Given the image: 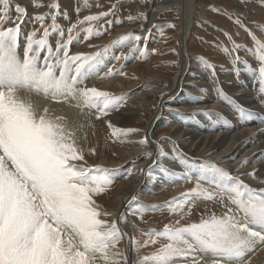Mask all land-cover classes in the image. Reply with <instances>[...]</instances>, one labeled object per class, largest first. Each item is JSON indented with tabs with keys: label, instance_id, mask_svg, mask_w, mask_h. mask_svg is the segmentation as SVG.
Returning a JSON list of instances; mask_svg holds the SVG:
<instances>
[{
	"label": "snow or ice",
	"instance_id": "1",
	"mask_svg": "<svg viewBox=\"0 0 264 264\" xmlns=\"http://www.w3.org/2000/svg\"><path fill=\"white\" fill-rule=\"evenodd\" d=\"M248 4L249 0H237L236 8L209 7L232 20L252 40L250 49L237 43L231 32L222 30L230 46L223 43L216 46L230 58L233 74H239L242 65L243 70L251 71L258 79L260 103L264 104V39L261 38L264 27L257 26L254 31L244 22L243 10ZM43 6L41 2L32 4L33 8ZM46 6L47 12L31 17L34 27L25 33L22 25L28 16L27 8L16 4L15 0H0V264H121V261L130 264V258L116 247L127 234L118 227L117 220L101 218L110 217L112 213L102 211L96 202V198L112 186L120 167L87 166L75 131L70 130L61 117L50 115L47 107L38 109L31 97L21 95L19 90L74 102L86 119H100L121 106L128 93L116 95L95 86L88 87L85 81L107 67L105 61L115 47L131 44L129 53L139 52L146 57L148 50L141 48L140 42L147 37L128 32L108 44L95 46L97 51L72 54L70 46L79 39L81 32L88 40L107 32L114 22H122L118 18L108 19L115 16L118 4L112 3L106 11L82 18L79 17L81 8L77 7L78 19L66 30L58 23V18L68 19V13L61 11L58 0H50ZM49 19L50 24L47 23ZM135 19H147V14L139 12L136 16H127L129 21ZM101 20L103 25L97 26ZM10 23L13 26H7ZM54 35L58 38L53 44L51 37ZM242 50L253 54L258 61L257 68H252L249 61L239 55ZM129 53L121 52L111 59L127 60ZM195 59L211 70L218 98L228 102L240 119L252 117L251 109L238 103L219 86L217 65L204 56L198 55ZM220 67L223 69V65ZM114 73L126 75L122 70L108 67L104 76ZM198 113L210 116L213 110L196 109L187 114V118ZM216 115L219 118L222 113ZM108 127L113 138L139 131L118 128L110 121ZM160 139L173 144L170 153L158 142L155 153L142 155L149 158L155 155V164L165 155L174 153L179 163L184 164L187 158L178 145L170 137ZM138 142L145 146L149 143L146 135ZM90 151L95 153V149ZM248 162V157L243 158L236 170ZM138 171L150 175L151 165ZM131 174V171L127 173ZM169 174L184 179L196 176L195 186L164 204L142 205L135 196L128 201L129 205H138L133 215L141 218L146 210L164 207L179 216L160 230L140 229L145 239L131 237L137 252L149 246L154 249L138 257L134 264H250L245 257L258 245H264V187H253L242 176L256 179L258 170L254 168L237 176L219 167L218 162L204 161L197 169L181 173L169 169ZM261 183L264 184V180ZM199 199L218 200L225 210L219 215L215 212L202 214L198 221L182 224L181 220L191 214L193 202ZM119 220L127 222V217L122 213ZM162 240L165 242L161 243Z\"/></svg>",
	"mask_w": 264,
	"mask_h": 264
},
{
	"label": "rangeland",
	"instance_id": "2",
	"mask_svg": "<svg viewBox=\"0 0 264 264\" xmlns=\"http://www.w3.org/2000/svg\"><path fill=\"white\" fill-rule=\"evenodd\" d=\"M195 1H196V7H195L196 9L193 17V24L191 26L189 38L187 41L188 49H189L188 55L193 61L191 69L189 70V73L193 71L190 74V76L193 75L197 78L201 75L202 73L201 70L203 69L205 70V67L197 59H195V57L198 55L204 56L211 63L217 65L216 68L217 75L218 74L219 76L221 74L223 75L226 72L225 69L226 70L228 69V64L230 61L228 55H226L223 51L220 50L219 47L216 46L219 43L229 45L227 38L223 35V31L231 32L233 34V38L236 40L237 43H243L245 45H248L252 42V40L248 37L247 33L243 29H240L237 26H235L232 20H230L224 15H220L211 11L209 6L215 5L220 7L236 8L238 7L237 0H195ZM34 2H41L45 6L40 8H33L32 4ZM49 2L50 0H15L16 4H20L22 7H26L28 11V16L22 25L23 32L27 33L33 29L34 22L32 21L31 17L36 13L47 12L49 9L47 8L46 5ZM58 2L60 4L61 11L62 12L66 11L68 13V19L63 18V16L58 18V23L62 27H64L65 30L67 29V27L70 26V23H74L78 19V14L76 12L77 7L81 8L79 17L82 18L83 16L89 15L90 13L106 11L111 6L112 3L118 4L115 16L109 17L108 19H112L115 21L118 18L119 21L122 22L121 23L114 22L108 28L107 32L103 33L98 37L90 38L88 40H85L83 38L84 34L83 32H81L79 39L75 40L70 46L71 49L70 52L72 54H75L78 52L89 53V52L97 51L98 48L95 46L108 44L110 41L114 40L117 36L121 34L134 32L132 29L140 25L144 20L135 19L133 21H129L127 20V16L130 14L136 16L139 12L148 9L150 0H58ZM159 2L160 0H157L156 3ZM85 5H87V10H85ZM243 11L246 17L244 22L248 25L249 28L255 31L257 26L264 27V2H262V0H249L248 6L244 8ZM12 16H13V20H15L16 13L14 10V6L12 8ZM156 21L157 23H161L160 26H164V27L162 28L157 27V29L154 28L153 31L151 30L150 33H147L149 36L147 34L143 35L147 37V40L146 41L142 40L140 42V47L141 48L146 47L148 50V55L146 57L141 56L139 52L129 53V49L132 47L131 44L127 45L126 47H115L110 50L109 58L105 61L107 67H102L99 71V75L96 76L93 75L87 81H85V84L88 87L95 86L101 90H106L116 95H119L121 93H128L126 101L124 102L125 104L122 103V105L119 106L120 108L118 107V109L124 108L125 111L127 112H132V113L136 112V115L134 116L133 119H124L125 120L124 123L122 121L123 124L122 123L115 124L113 122L112 117L114 113L117 112L118 110L114 109L109 111L106 116H103L100 119H94L93 122L87 126L83 138V142H85V146H83L84 147L83 150H84V156L87 166L102 165L104 167L114 168L115 166L110 163L112 161H120V159L123 158L121 156L122 152L125 153V150L127 152L128 150L131 149L132 145L130 143V140L132 139V137H135L139 133V131L144 130L147 127L148 123L155 115L159 102L162 99V96L158 94L154 95L152 98H148V99L144 98L146 97V94H148L150 89L160 87V86L158 87L157 85H152L149 82L150 79L157 81L161 80L164 83V85L167 83L168 86L172 85L175 88V85L173 84V76L178 73V67L181 61L178 54L179 49L177 42V38H178L177 22L179 21V15L174 10L172 11L169 10L167 12L161 13L159 17L156 19ZM253 21H255L256 23L253 24L252 23ZM47 23L50 24L51 20L49 19ZM103 23L104 21L101 20L98 22L97 26L103 25ZM169 24H173L175 25V27H167V25ZM7 26H13V24L10 23ZM35 27H39V25L35 24ZM241 34L243 35V38H241ZM57 38L58 37L55 35L52 37L51 41L53 44L55 43V40ZM261 38L264 39V37ZM90 45H92L93 47H90ZM172 49H175V52H173ZM121 52L129 53V58L127 60H120V61H116V60L113 61V59H111L113 54L119 55ZM239 55L244 60L248 61V55L246 54L245 51L243 50L240 51ZM249 63L251 67L254 68L253 63L251 62ZM221 65H223V69H221L220 67ZM108 67H114L115 69L122 70L126 75H119L114 73L110 77H105L104 74L107 72ZM240 67L243 69L242 65ZM186 71L187 68L185 70V73ZM243 72L245 77H240V75L238 74L239 78H237V80L236 79L232 80L230 77L234 78L235 75H232L230 73L231 74L230 77H222L221 75V77H219L220 79L219 81L221 83L222 82L224 83V84L222 83L223 86L222 85L221 86L224 89V91L227 92L228 95L230 96L235 94L238 95V93L244 94V90L246 92L248 90L249 94L253 92V94H251L253 96L250 97L248 96L247 98L254 100L255 99L254 90L255 89L257 90L258 88L256 86V81L258 79L255 78L253 73L249 70H243ZM197 79L198 80L196 81L205 83L206 80H210L213 78L211 73H207L206 75L205 74L203 75L202 78L203 80L202 79L200 80L199 78ZM232 81L235 83H233ZM116 82L122 84V86L118 85L119 86L118 87L117 84H115ZM185 83H187V81H184L183 89L186 90L187 87ZM241 84H245V86H239L241 87L239 89L236 88V86ZM231 88H235L236 90L234 89L230 93L228 89L231 90ZM180 89L182 90V87H180ZM212 90L213 89H211L207 94L208 99L209 98L211 99V97L213 99L218 97L216 91L215 90L212 91ZM189 94L191 93L189 92ZM43 97L44 99L47 98V96L45 95H43ZM169 98L171 99V101H173L172 96ZM203 98L205 97H200L198 100H196V102H194L195 100L193 101L192 98L191 103L187 102V99L183 100L185 104L184 106L176 103L173 105H168L171 111H169L168 114H164L165 119L163 121L161 120V123H159L158 128L155 130L154 133L155 137H153L152 139L154 144L157 145V142H159V144L166 150V152L170 153L168 147H170L171 145L168 144L169 142L166 140L162 141L160 139L162 136H167V137L169 136L172 139L174 136H176L180 141L182 139L181 137L183 136V133L194 132L195 138L192 140L191 143H187V145H190V148L194 151L195 146L199 144L200 140H203V144L198 147L197 151L198 150L199 151L197 152L195 150L194 151L195 154L191 155L190 157L186 156L187 155L186 153H183V155L188 158L186 159L185 163H187L188 160H191V163L196 166H200L203 163L202 161L205 158L202 155L201 150L204 148V146H206V144H208L209 140L212 141L213 136H215L213 138V143H214L217 141L219 136L230 135V138L227 140L228 141L227 145L226 146L224 145L223 147V149L226 148L227 150L228 147L232 148L236 145L237 136L244 138L243 134L246 130L245 127L235 123L231 119V115L232 116L234 115V110L228 102L221 101L219 99L220 100L219 105L213 104L214 106L211 107L208 105V103H206V101ZM163 101H166V99ZM243 101H244V106H247L249 104V102H247L246 100L243 99ZM237 102L240 103L239 100ZM249 106H253V105H249ZM78 108L79 107H77V109L75 110L78 116L83 115L85 117V115L81 112V109ZM196 109H210L213 110V114L210 116H205L203 113H198L195 117L187 118V114L192 113ZM85 112H87V110H85ZM177 113H183L185 115L178 116ZM216 113H222V116L218 118ZM175 116H177L178 122H180L181 119L183 118L184 121H189L186 123L189 125L181 127L182 131L181 130L177 131L179 134L177 133L176 135H173V131L174 129H176V126L178 125V123L175 124V119H176ZM109 121L118 128L121 129L134 128V129H139V131L135 133H129L126 136L121 135L118 138H113L111 136L112 130L108 127ZM249 121L251 123V126H253L254 125L253 120L249 118ZM200 124L201 127L199 128ZM238 126H240V128ZM253 131H256V129L252 130V132ZM194 140L196 143L194 142ZM263 141H264V137H261L260 139L253 138L250 141L248 147H245L243 150L239 151L238 152L239 155L229 162V164L231 165L227 163L228 164L227 169H230L231 167H233L234 169L237 168L239 162L243 158L247 157L246 154L253 153V155H255L256 149H258L259 145H261ZM78 144L80 145V143ZM91 149H95L94 154L90 151ZM223 149L219 151L217 150L215 151L216 153H218L217 157L225 153ZM217 157H213L212 159L210 158L208 159L206 158V159L207 161L209 160L215 161ZM261 157L264 159V153H262L261 156H259L258 159L255 160L254 162H251L249 165L247 164L245 167L241 168L242 171L241 169L239 171L237 170H235V172L233 171L232 175H237L239 173L237 176H240L244 171L245 173H247L249 170H250L249 172H251L252 169L256 168L258 164L262 162L261 160L263 159H260ZM166 160H169V163L172 162L174 163L172 154L171 155L168 154L162 157L158 162L163 163L162 164L163 171L160 170L159 166L156 169L157 172H159V175L161 176H163L164 173H166L168 167L171 165L169 163H166L167 162ZM85 161H77L76 163H84ZM179 164L182 165L181 163ZM251 164H253L254 166ZM116 167H120L121 171L119 172V174H117V177L114 180L112 186L105 193L100 194L96 198V202L98 205H100L102 211H108L112 213V216L110 217H101L102 219H108L109 221L115 220V213H113V210L115 208V203H114L115 196L130 197L129 201L133 196H135L137 201L142 205L164 204L165 202L171 200L173 197H179L181 193L187 192V189L189 190L192 187H194L196 182L195 178L185 179V180L183 179L177 181V183H175L174 185H167L165 188H162L161 190L158 189L156 191L155 189L156 192L154 191L155 192L154 194H150L148 190H144L145 193L141 194L139 192L140 196H138V193H133V190L130 189L129 186L123 184L124 181H127L126 179L128 180L131 179V175H129L130 177L127 175L129 171L124 170L125 165L124 167L123 165H119ZM242 178L246 181L247 176H242ZM247 180H250L249 181L250 184L256 182V180L254 179L251 180L250 177H248ZM186 184H187V188L184 191L183 186ZM216 201L212 202L202 199L196 200L195 202H193L194 207L191 214L187 216L185 219L181 220V223L185 224L190 222H196L200 219L202 214L207 215L211 212H215L217 215H219L224 211V208L221 207L218 200ZM137 206L138 205L136 203H133L131 205H128L127 203V205L125 206L126 208L124 210L125 211L124 215L127 217V222H123L120 220L118 222V227L124 233L129 234L130 238L127 237L128 239L126 240V242H124V237H123L118 242L116 247L119 251L124 252L125 251L124 244L127 243L126 245L127 250L126 253L125 252L124 253L127 256L128 255L130 256L128 257L131 258L130 262L132 261L133 262L132 264H134V262L138 259V257L146 255L151 251H153L154 249L153 246H149L142 248L139 250V252H137L133 248L131 237H135L141 240L145 239L146 237H144L141 234L140 229L155 228L160 230L163 228L165 224L172 223L176 219H179V216L177 214L170 213L167 207L160 208L158 210H151V209L146 210L143 212V216L141 218L140 215H133V211ZM163 242L165 241L162 240L161 243ZM158 246L159 244L156 245L155 247ZM127 252L129 254H127ZM121 264H123L122 261Z\"/></svg>",
	"mask_w": 264,
	"mask_h": 264
},
{
	"label": "bare ground",
	"instance_id": "3",
	"mask_svg": "<svg viewBox=\"0 0 264 264\" xmlns=\"http://www.w3.org/2000/svg\"><path fill=\"white\" fill-rule=\"evenodd\" d=\"M156 2H157V0H150V3L148 5L149 8L145 9L144 11H142V12L147 14V19H143L144 21L140 25L134 27V29H132V30L137 35L143 36V35H145L147 33H150L151 30L153 31L154 28L157 29V27H154V25H161V23H157V21H156V19L159 17V15L161 13L167 12L169 10L170 11L174 10L175 12L178 13L179 21L177 22V25H178V28H177V31H178L177 42H178V49H179V53L178 54H179V58H180L181 61H180V65L178 67V73L173 76V84L175 85V88L172 85L168 86L167 83L164 85V83L161 80L157 81V80H152V79L149 78L150 79L149 82L152 85H157L158 87L159 86L160 87L159 88L150 89V91L148 92V94H146V97H144V98L148 99V98H152L154 95H157V94L161 95L162 99L159 102L157 111H156L155 115L153 116V118L148 123L147 127L144 130L139 131V133L135 137H132V139L130 140V143H131L132 147L127 152H126V150H125V153L122 152L121 156L123 158H121L120 161H112L110 163V164L114 165L115 167L119 166V165H123V167H124V165H125V169L124 170L125 171H131V173H132L131 174V179H129V180L126 179L127 181H124V179H123V181H124L123 184L129 186V188L133 190V193H138V196H140L139 192L141 194L145 193L144 190H148L150 192V194H154L158 189L161 190L162 188H165L167 185H174L175 183H177V181L184 179V178L179 177L178 175L175 176V177L170 176L169 169L174 170L176 173H179V172L181 173V172H186L189 169H197V168L200 167V166H196V165L192 164L191 160H188L187 163H184V164L180 165L179 162H177L178 160L176 159L175 154L173 153L172 154V158H173L174 163L173 162L169 163V160H166L167 162L166 161L165 162L169 163L171 165L168 167L166 173L163 172L164 175L162 174L163 176H161V175H159V172H157L156 169L159 166L160 170L163 171L162 170V164L163 163L157 162V163L154 164L153 160H156L155 155H153L151 158L145 157L144 155H142L143 153H146V152H152V153L156 152L157 145L154 144L152 139H153V137H155L154 133H155V130L158 128L159 123H161V120L163 121L165 119L164 118V114H168V112L171 111V109L169 108L168 105H173V104L176 103V104L184 106L185 104H184L183 100L187 99V102L191 103L192 102V98H193V101L195 100L194 102H196V100H198L200 97H205L203 99L211 107L214 106L213 104L219 105V102H220L218 97L215 98V99H213L212 97H211V99L210 98L208 99V97H207V94H208V92L211 89H213L212 91L215 90L213 79L206 80L205 83H202L200 81H196V80H198L197 78H199L201 80L203 78L204 74L206 75L207 73H211V70L206 69V68H205V70L203 69L204 71L201 70L202 73L197 78L195 76H193V75L190 76V74L193 71L189 73V70L191 69L193 61L191 60L190 56L188 55L189 49H188V42L187 41H188V38H189L191 26L193 24V17H194L195 9H196L195 8L196 7V1L195 0H160L159 3H156ZM257 35H260V33L257 32ZM241 38H243L242 34H241ZM51 39H52V37H51ZM247 46L251 49L253 47V42H251ZM70 51H71V49H70ZM246 54L248 55V61L253 63L254 68H257L258 67V61L256 59H254L253 54L249 53V52H246ZM232 67H233V65L229 61L228 69L227 70L225 69L226 72L223 75L221 74L222 77H230L231 74L235 75L234 78L230 77L232 80H235V79L237 80V78H239V75H240V77H245V75H244L245 71L243 72L242 68H241L242 70L240 71V73L238 75V74H233V72L231 71ZM186 68H187V71L185 73ZM221 75L220 76H219V74L217 75V72H216L217 83L219 84V86H221L222 83H223V82L221 83L219 81L220 80L219 77H221ZM98 79H100V78H98ZM184 81H187V83H185L186 87H187V89H186L187 91L185 89H183ZM233 83H235V82H233ZM115 84H117V86L118 85L122 86V84H119L117 82ZM239 86H245V84L238 85V86H236V88H238V89L241 88ZM256 86L258 88H257V90L256 89L254 90V92H255V94H254L255 95L254 96L255 99L254 100L247 98L248 96L249 97L253 96V95H251V94H253V92L249 94L247 89H246L247 92L244 90V94L238 93V95L235 94L236 96L232 95V97L234 99H238L242 105H244L243 99L246 100L247 102H249V104L247 103L248 107L247 106H245V107H247V108H249V109H251L253 111L254 114L250 118L253 120L254 125L251 126V123H250L249 119H247V120L240 119L238 114L234 111V115L233 116L231 115V119L235 123L245 127L246 130H245V132L243 134L244 138H242L240 136H237L236 137V142H237L236 145L234 147H232V148L228 147V149L226 150V148L223 149V147H224V145L225 146L227 145V143H228L227 140L230 138V135L229 136L221 135V136H219L217 141L214 142V143H213V138L215 136H213L212 137V141L211 140H209V141L207 140L208 144H206V146H204V148L201 150L202 151L201 153H202V155L205 158L202 162L207 161L208 158L212 159L213 157H217L218 153H216L215 151L216 150L219 151V150L223 149L225 153H223L221 156L218 155L219 157H217L215 161H213V160H209V161L210 162H218V166L219 167H222V168L228 170L232 174V172L233 171L235 172V170L237 168L234 169L233 167H231L230 169H227V166H228L229 162L239 155L238 154L239 151L243 150L245 147H248L250 141L253 138L260 139L261 137H264V117H263V115H264V104L260 103L261 95L259 93V82H258V80L256 81ZM180 87H182V90L180 89ZM234 89L235 88H231V90L228 89V91L231 93L232 90H234ZM19 92L21 93V95L30 96L32 101H33V103L37 106L38 109L43 110V108L47 107L49 109V114L50 115H53V116H56V117H61L62 121L66 122L67 127L70 130L75 131L77 143H80V145H82L80 147L84 148L83 146H85V142H83V138H84V135H85V131H86L87 126L90 123H92L93 120L95 119L94 117L92 119L88 120L83 115H82L83 117L82 116H78V114L75 112L77 107L75 106L74 102L63 101L61 99H53L50 96H47V98L44 99L42 93L29 92L26 89H21V90H19ZM189 92L191 94H189ZM143 96H145V95H143ZM171 96L173 97V101H171V99L169 98ZM165 99H166V101H163ZM249 105H253V106H249ZM116 110H118V111L115 112L113 117H112L113 122L115 124H120V123H122V121L124 123V121H125L124 119H133L134 116L136 115V112H134V113L127 112V111H125L124 108H122V109L116 108ZM119 111H121V112H119ZM219 111H221V110H219ZM79 113H81V112H79ZM80 117H82V118H80ZM168 117H169V115H168ZM175 118H176L175 119V124L178 123V125L176 126V129H174L173 135H176L178 133L177 131L181 130V127L189 125V124H186L189 121H184V119L182 118L181 121L178 122L177 121V116H175ZM232 120H231V122H232ZM200 127H201V124H200L199 128ZM238 127L240 128V126H238ZM254 129H256V131L252 132V130H254ZM145 135L147 136L148 141H149L147 146L142 145V144H140L138 142L143 137H145ZM181 138L182 139L179 141L178 138L176 136H174L173 139L171 138V140H173L176 143V145H178V148H179V150L182 153H186L187 154L186 156H189V157L191 155L195 154L194 151L195 150L197 151L198 147L203 144V140H200L199 144L197 146H195L194 151H193L190 148V145H187V143H191L192 140L195 138L194 132L183 133V136ZM239 138H241V139H239ZM194 142H195V140H194ZM168 144L171 145L170 147H168V150L170 151L173 148V144L172 143H168ZM255 152H256L255 155H253V153L252 154H246L247 157L249 158V162L247 163L248 165L251 162H254L255 160H257L258 157L261 156L262 153H264V141H263V143L261 145H259L258 149H256ZM186 156H184V157H186ZM260 159H263V158L261 157ZM263 160H261L262 162L259 163L258 166L255 168V169L258 170V176H257L256 179H254V180H256V182H254L253 184H250L249 183L250 180H247L248 177H247V179L245 181L246 183H249L253 187H264V184L261 183V181L264 180V161ZM133 161H135V163H132ZM196 164H198V163H196ZM236 164H238V163H236ZM253 164H251V165H253ZM149 165H151V173H150V175H144V174H141L138 171L139 169L146 168ZM168 165H166V166H168ZM229 165H231V164H229ZM247 169H248V167H247ZM241 171H242V169H241ZM243 173H245V171ZM124 178H126V177H124ZM191 178H195L196 179V176H192ZM251 180H253V179L251 178ZM187 184L184 185V186L182 185L184 187V191L187 188ZM204 187H209V185L208 184H204ZM155 189H156V191H155ZM187 191H188V189H187ZM129 199H130V197H126V196H119V197L115 196V198H114L115 208L113 207L114 208L113 213H115V220H117L118 222H119L120 215L122 213L125 214V211H124L125 208H126L125 206L127 205ZM212 202H215V201H212ZM127 237L130 238L129 234L124 236V242H126V240L128 239ZM126 245H127V243L124 244V247H125V251L124 252L125 253H126V250H127L126 249ZM127 254H129V253L127 252ZM245 259L250 261V264H264V245H258V247L253 252L249 253L245 257ZM132 263L133 262L131 261L130 264H132Z\"/></svg>",
	"mask_w": 264,
	"mask_h": 264
}]
</instances>
